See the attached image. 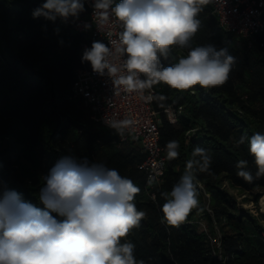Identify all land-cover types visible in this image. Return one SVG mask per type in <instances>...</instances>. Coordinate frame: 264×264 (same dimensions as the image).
<instances>
[{"label":"trees","instance_id":"1","mask_svg":"<svg viewBox=\"0 0 264 264\" xmlns=\"http://www.w3.org/2000/svg\"><path fill=\"white\" fill-rule=\"evenodd\" d=\"M44 2L0 0V182L20 194L23 202L45 210L39 200L43 176L63 156L87 157L117 169L140 188L135 204L146 216L125 238L135 245L137 260L144 264H264V226L223 188L227 183L240 194L264 192V176L249 183L236 167L238 161L246 160L253 176L257 171L247 141L239 146L236 141L241 135L264 133V77L253 86L248 73L257 64L264 65L255 54L264 53V32L257 36L262 46L248 47L243 38L218 26L210 0L201 5L200 28L192 47L227 48L236 62L227 82L219 87L197 85L181 91L164 83L151 85L166 166L163 182L149 189L145 173L138 168L144 152L135 144L115 148L114 133L98 129L82 100L71 98L74 73L81 66V44L88 40L59 18L55 22L34 18L33 11ZM79 15H87L86 6ZM188 51L173 46L167 58L161 57V64L178 63ZM168 106L179 110L175 123L164 113ZM170 141L179 144V155L172 159L166 152ZM197 146L212 156L209 171L197 173L199 206L178 227L170 226L162 222L165 200L161 194L179 181ZM197 214L202 222L193 225Z\"/></svg>","mask_w":264,"mask_h":264},{"label":"clouds","instance_id":"2","mask_svg":"<svg viewBox=\"0 0 264 264\" xmlns=\"http://www.w3.org/2000/svg\"><path fill=\"white\" fill-rule=\"evenodd\" d=\"M207 2L118 0L113 6V0H95L94 8L104 10L105 17L110 9L121 23L116 52L124 59L121 65L114 64L112 49L94 41L82 60L129 91L160 83L181 91L197 85L222 86L236 58L227 48L191 45L200 28L201 5ZM84 10V0H45L32 14L55 22L78 18ZM173 46L189 51L178 63L163 66L161 57L167 58ZM112 126L122 131L118 124ZM245 141L256 174L247 170L246 160L238 161L236 167L237 174L251 183L264 176V133L241 135L236 144ZM178 148V142H168L167 157H178ZM211 163L209 150L193 149L179 181L161 194L165 200L162 222L178 227L199 206L197 173L208 172ZM43 181L39 200L45 210L23 202L20 194L0 182V264H144L134 255L135 245L125 239L146 216L136 207L140 188L130 178L104 163L69 154L55 163Z\"/></svg>","mask_w":264,"mask_h":264},{"label":"built area","instance_id":"3","mask_svg":"<svg viewBox=\"0 0 264 264\" xmlns=\"http://www.w3.org/2000/svg\"><path fill=\"white\" fill-rule=\"evenodd\" d=\"M211 13L218 26L233 33L247 43L248 47L256 44L257 36L264 32V0H210ZM95 0H84L87 9L85 17L69 18L62 24L82 34L88 40L82 42L79 57L81 66L74 73L71 86V98H80L89 109V118L96 125L108 127L114 133L113 145L119 149L124 145L135 144L145 154V159L138 168L145 173L149 189L163 182L166 166L165 149L159 144L160 117L153 108L154 89L146 87L129 91L113 83V78L93 71L87 61L82 60L85 49H90L94 41L105 43L112 49V62L121 65L118 47L119 33L123 30L121 23L108 10L94 8ZM115 2L113 1V6ZM85 25H88L86 28ZM142 79L144 77H141ZM171 106L164 109L170 123H175L177 113ZM126 122V123H125ZM118 124L122 131L113 127ZM152 179V183H150ZM149 197L154 200L155 194L150 191ZM221 260L220 254L216 255Z\"/></svg>","mask_w":264,"mask_h":264},{"label":"rangeland","instance_id":"4","mask_svg":"<svg viewBox=\"0 0 264 264\" xmlns=\"http://www.w3.org/2000/svg\"><path fill=\"white\" fill-rule=\"evenodd\" d=\"M255 54L256 55L258 54L264 60L263 51L258 50L255 52ZM248 73H249L250 78L252 79V85L256 86L258 79L261 77H264V65L259 66L257 64L250 71H248ZM96 126L100 130L112 131L108 127H105L102 125H96ZM223 185H224L223 188L235 198L238 205L247 213L253 215L254 217H257L258 222L264 226V192H261L260 190H254L252 192H246V193L240 194L237 192L236 189L230 187L227 183H224ZM256 194L259 196L257 199V202L254 199ZM198 222H202L201 216L199 214H197L193 218L192 224L197 225ZM217 235L218 237L220 236L218 232H217ZM207 240H208L209 248L211 249L212 239L208 238Z\"/></svg>","mask_w":264,"mask_h":264}]
</instances>
